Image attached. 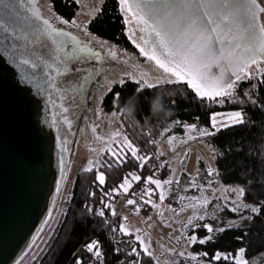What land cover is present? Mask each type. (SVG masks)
<instances>
[{"label":"trees","instance_id":"1","mask_svg":"<svg viewBox=\"0 0 264 264\" xmlns=\"http://www.w3.org/2000/svg\"><path fill=\"white\" fill-rule=\"evenodd\" d=\"M50 3L54 14L64 21L70 22L78 10L72 0H50ZM87 30L129 54H136V48L126 33L119 0H103L99 11L89 21ZM126 81L123 85L116 83L111 87L101 100V108L105 112L114 111L118 115L123 136L126 135L140 149V155L152 156L153 159L140 169L129 152L128 163L118 166L106 151L100 166L92 167V171L84 169L78 172L65 205V213L38 254L35 264H75L77 256L86 264H133V258L129 255L113 251L114 242L130 240L138 251L142 250L140 244L133 235L119 231V215L114 216L112 209L105 207V204L112 205L123 196L121 191L115 193L112 189L117 188L129 172L141 175V182L135 184L140 193L143 192L144 178L149 173L154 174L155 179L166 178L169 173L167 162L158 155V144L148 141L157 142L170 124L206 127L213 113L243 111L244 124L220 129L206 139L214 153V180L223 186L245 187L249 195L243 198L247 202L254 204L258 200L264 203V80L254 78L241 83L233 97L225 98L222 103L200 99L186 83H167L141 92L137 91L136 83ZM244 93H248V96ZM179 129L175 127L174 131L179 132ZM161 160L164 168L158 165ZM109 164L112 167H108ZM198 168L199 180L206 183L211 176L207 174L205 164L199 161ZM98 171L106 176L104 185H99L95 179ZM151 187L155 189V185ZM105 193L108 195L105 196ZM151 196L155 194L151 193ZM145 206L149 208L148 204ZM101 211L104 212L103 216L98 214ZM214 236L213 242L197 246L198 264H209L214 252L232 254L241 247L247 250L246 258L250 259L251 264H264V212L252 218L246 227L228 228ZM94 240L99 241L103 252L99 260L85 250V245ZM205 251L209 253L208 257H203ZM136 259L140 264H153L152 257L147 255ZM211 264L233 262L221 260L211 261Z\"/></svg>","mask_w":264,"mask_h":264},{"label":"snow or ice","instance_id":"2","mask_svg":"<svg viewBox=\"0 0 264 264\" xmlns=\"http://www.w3.org/2000/svg\"><path fill=\"white\" fill-rule=\"evenodd\" d=\"M25 4L29 5L28 10L31 11L33 18L39 22V26L35 28L36 39L46 37L54 45L53 51L50 53L51 62L43 57L36 58L42 61L44 65L45 70L42 71L44 87L60 91L57 78L67 76L73 71L79 72V68L73 69L70 62H79L83 57L75 55L73 49L78 48L83 53L85 48L78 47L81 42L75 35L54 28L49 20L45 19L40 11L34 7L36 0H0V11H5L8 16H16L18 15L17 5L24 7ZM119 5L125 14V22H134V27L137 29L132 33V36L136 37L132 40L133 44L141 56L154 63L157 70L152 73H144L140 79L133 80L138 85L137 91L142 92L146 88H155L159 83L184 82L196 92L200 99L222 103L225 98L233 97L241 83L254 78L264 80V69L260 67L261 63H264V22L258 19L260 14H264V7L260 6L257 0H119ZM64 23H68V21H64ZM71 23L73 26L82 27L77 25L75 21ZM0 30L11 32V26L7 25L5 18H0ZM87 34L85 31V35ZM63 37H69L76 44H61L60 38ZM62 49H68L73 54L65 53V57H62L59 55ZM99 55L98 52H92L94 58L98 59ZM111 56L115 58L116 53L111 52ZM20 63L33 70L40 67L36 60L26 58L23 54L20 57ZM213 68L218 69V71L213 72ZM47 69L53 70L55 74H50ZM125 75L131 76L132 74L126 73ZM149 76L156 82H149ZM126 82L124 79L120 81L121 85ZM37 87L40 88V85ZM244 95L248 96V93H244ZM64 110L67 111L66 108ZM217 115L219 114L213 113L211 116V126L215 131L204 129L200 131V136L215 135L220 130L217 128V124H220L221 128H227L245 123V114L241 110L227 114L229 122L217 121ZM185 127L195 128V125H185ZM114 135L120 136L121 134L116 132ZM173 139L169 138L168 143H173ZM148 142L157 143L154 140ZM108 151L118 166L128 163L129 152L132 159L137 161L140 169H143L153 159L152 156L140 155V149L126 135L123 136L122 145L118 144L116 149L109 147ZM158 155L162 156L163 152ZM108 167H112V165L109 164ZM159 167L164 168L165 164L161 163ZM86 170L92 171L93 168L89 167ZM214 174H216V170L209 168L208 175ZM153 176L154 174L144 178V182L155 185V189L173 183L172 180L161 181L154 179ZM128 177L137 183L142 180L141 175L129 172L128 176L123 178L122 183L117 188L112 189V192L119 193L123 190L127 194L128 188L131 187V181ZM95 179L99 185H104L106 182V176L103 172L98 171ZM210 183L211 181H209ZM126 185L128 187H125ZM155 189L146 188L141 196L143 203H151L154 208L157 205L152 203L150 196L148 200H144V196L149 195V193L155 194ZM228 191L240 198L241 201L243 197L249 195L245 187L238 189L234 187ZM91 195H95V193H91ZM104 195L107 196L108 193ZM165 199L166 196L161 191L159 200L163 202ZM126 203L127 205H136L137 201L128 199ZM209 203L211 201L205 198L199 209L195 204L193 205L194 216L189 218L187 222V226L194 233L186 237L189 245L209 244L215 239V236L212 235L214 232L222 233L228 230L224 227L214 229L211 224L205 223L202 227L206 230L207 235L195 234L201 227L195 222L196 219L205 220L207 215L201 213L200 209H206ZM231 204V207L226 206L228 211L240 213L242 210H246L253 214L249 217L241 216L242 220L252 219L264 212V203H260L258 200L254 201L253 205L237 203L235 200L231 201ZM255 204H259V206H254ZM105 207L111 208V205L105 204ZM89 210L91 211V209ZM181 211L184 209L182 208ZM98 214L103 216L104 212L101 211ZM113 214H115L114 211ZM212 218L215 219L214 214ZM119 231L125 235H132L131 232H126L123 224L120 225ZM136 231L138 232L139 229ZM135 239L138 244H145V241L139 236H136ZM85 250L92 253L97 260L103 255L99 241L94 240L87 243ZM113 251L119 252V249L115 248ZM246 252L247 250L243 247L232 254L217 251L211 255L209 264L211 261L221 260H231L233 264H251L250 259L246 258ZM128 255L133 258V264H140L136 258L141 255H147L151 258L152 252L150 245H147L140 251L137 248H132ZM178 255L183 257L186 253L180 252ZM208 256L209 253L205 251L203 257ZM196 258V255L189 257L190 260ZM75 264H86V261L77 256Z\"/></svg>","mask_w":264,"mask_h":264},{"label":"water","instance_id":"3","mask_svg":"<svg viewBox=\"0 0 264 264\" xmlns=\"http://www.w3.org/2000/svg\"><path fill=\"white\" fill-rule=\"evenodd\" d=\"M17 9L16 16L0 11V18L11 26L10 33L0 30V264H23L51 228L65 192L81 113L88 111L83 100L98 77L93 49L78 38L85 52L74 48L83 58L70 64L79 72L58 77L60 91L46 89L44 65L36 58L51 62L54 45L46 37L36 39L39 22L29 5ZM60 43L76 44L69 37L60 38ZM73 52L62 49L59 55ZM22 54L40 67L21 64ZM88 121L91 124L89 114Z\"/></svg>","mask_w":264,"mask_h":264},{"label":"rangeland","instance_id":"4","mask_svg":"<svg viewBox=\"0 0 264 264\" xmlns=\"http://www.w3.org/2000/svg\"><path fill=\"white\" fill-rule=\"evenodd\" d=\"M73 1L77 4L78 10L73 19L68 23H64V20L54 14L50 0H37L36 6L42 16L48 19L54 28L60 25L63 30L73 32L84 43L88 41L87 46L90 45L94 51L100 54V61L96 63L98 84L95 85L94 83L88 87L86 106L83 105V108L85 110L88 108V111L81 113L82 117L78 124L72 164L66 178L65 192L54 221L42 243L24 264H35L38 254L51 236L60 217L65 213V205L70 198L71 187L76 174L89 167L97 168L101 165L103 153L108 151L109 147L116 149L118 144L122 145L123 143V134L118 115L114 111L105 112L101 108L103 96L114 84L120 83L121 79L133 81L134 79H140L144 73L157 71L154 63L147 61L145 57L141 56L139 50L133 44L132 40L136 37L132 36V33L133 31H137V29L134 27V22H125L126 17L121 9L120 12L124 19L127 36L136 48L135 55L129 54L112 43L88 32L87 25L99 11L103 0ZM257 3L264 7V0H257ZM258 18L261 22H264V14H260ZM72 21H75L77 25H81L82 27L73 26ZM85 31L88 33L87 35H85ZM130 36H132V39H130ZM111 52L116 53L115 58H112ZM260 67L264 69V63H261ZM126 73H131L132 75L126 76ZM148 78L149 82H156L150 76ZM162 84L167 83H159L158 85ZM231 112L233 111L216 112L219 114L216 117L217 121L229 122L227 114ZM88 114L92 125L88 121ZM211 116L212 114L210 115L209 125L206 127L195 126V128H192L185 127L186 124H170L162 133L163 135L161 134V138L157 141V144L159 152H163L162 156L167 162L169 173L166 178L159 180H172L173 183L164 185L160 189H155V196H151V193L144 196V200H148L150 196L152 203H155L157 207L154 208L151 203H148L149 208L147 209L145 203L141 201V196L144 194L145 189L152 188L151 184H144L142 193L136 191L135 195L137 197L135 196V199L138 202L136 206L119 210L122 197L118 198L117 202L111 205L112 212L114 211L115 213L113 215H119V227L123 224L126 232H131L134 237L139 236L144 240L145 244H140L141 249L150 245L153 264H176L180 262L184 264H198L197 258L189 259L190 256L197 254V246L200 244H188L186 237L194 233L187 226V222L189 218L194 216L195 209L193 205L195 204L199 209L200 204L204 203L205 198L211 201V203L208 204L206 209H200L201 213H206L207 215L205 220L196 219L195 222L200 224L201 227L195 234L199 236L207 235L206 230L202 227L205 223L211 224L214 229H219L220 227L226 229L241 228L251 223L252 219L242 220L240 218L241 216H252L253 214L250 212L242 210L240 213H234L227 210V207L232 206L231 201L233 200L237 203L242 202L253 205V203L247 202L244 198L241 201L240 198L228 191L234 188V186L219 184L217 180H214V175L210 179L208 178L206 183L199 180V161L205 164L207 170L209 168L214 169V153L206 143V139L209 136H200L201 130L215 131L211 126ZM175 127L180 128L179 132L174 131ZM217 128L223 129L220 127V124H217ZM116 132H119L121 135H114ZM169 138H174L173 143H168ZM160 162H163V160ZM128 179L131 181V187L128 188V192L135 191V184L137 182L132 181L131 177ZM209 181H211L210 184ZM125 187L128 186L126 185ZM235 188L238 189L239 187ZM161 191L166 196L163 202L159 200V193ZM121 193L125 195L123 190H121ZM182 208L184 211H181ZM213 214L215 215V219L212 218ZM125 217L127 219H124ZM137 229H139L138 232L136 231ZM215 234L216 232L212 235ZM180 252H185L186 255L183 257L178 255Z\"/></svg>","mask_w":264,"mask_h":264},{"label":"built area","instance_id":"5","mask_svg":"<svg viewBox=\"0 0 264 264\" xmlns=\"http://www.w3.org/2000/svg\"><path fill=\"white\" fill-rule=\"evenodd\" d=\"M161 163L162 162H159L158 165H160ZM136 191L139 192V189H136L135 191L134 190L129 191L128 194L123 195L124 197L122 196V200H121V202L119 204V210L120 209H125V208H128V207L132 208L133 206L137 205V204L136 205H127V203H126V201L128 199L136 200L135 199V196H136L135 193H137ZM114 247L118 248L119 251H121V252H123V253H125L127 255L131 252V250L133 248L132 242L130 240H120V241L117 240V241L114 242Z\"/></svg>","mask_w":264,"mask_h":264},{"label":"bare ground","instance_id":"6","mask_svg":"<svg viewBox=\"0 0 264 264\" xmlns=\"http://www.w3.org/2000/svg\"><path fill=\"white\" fill-rule=\"evenodd\" d=\"M79 45H81V44H79ZM93 51H94V50H93ZM94 52H96V51H94ZM99 61H100V56H99L97 62H99ZM93 68L97 71V74H98V70H97V65H96V64H93ZM83 102L85 103V104H83V105L86 106V96L84 97ZM24 263H25V262H24ZM24 263H23V264H24Z\"/></svg>","mask_w":264,"mask_h":264},{"label":"flooded vegetation","instance_id":"7","mask_svg":"<svg viewBox=\"0 0 264 264\" xmlns=\"http://www.w3.org/2000/svg\"><path fill=\"white\" fill-rule=\"evenodd\" d=\"M73 1V0H72ZM95 83V85L98 83L96 80H93V82H92V84H94ZM86 99H87V97H86Z\"/></svg>","mask_w":264,"mask_h":264}]
</instances>
